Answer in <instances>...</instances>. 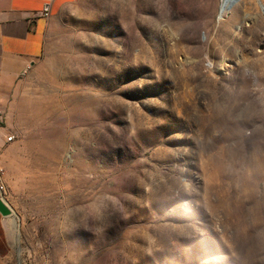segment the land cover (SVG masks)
<instances>
[{
    "label": "rangeland",
    "instance_id": "obj_1",
    "mask_svg": "<svg viewBox=\"0 0 264 264\" xmlns=\"http://www.w3.org/2000/svg\"><path fill=\"white\" fill-rule=\"evenodd\" d=\"M79 0L0 134L11 264H264V0Z\"/></svg>",
    "mask_w": 264,
    "mask_h": 264
},
{
    "label": "crops",
    "instance_id": "obj_2",
    "mask_svg": "<svg viewBox=\"0 0 264 264\" xmlns=\"http://www.w3.org/2000/svg\"><path fill=\"white\" fill-rule=\"evenodd\" d=\"M79 0H0V112L7 105L18 79L44 53L51 19ZM7 218V217H6ZM0 216V264H11L6 241L7 222ZM8 239L10 237L7 234Z\"/></svg>",
    "mask_w": 264,
    "mask_h": 264
},
{
    "label": "built area",
    "instance_id": "obj_3",
    "mask_svg": "<svg viewBox=\"0 0 264 264\" xmlns=\"http://www.w3.org/2000/svg\"><path fill=\"white\" fill-rule=\"evenodd\" d=\"M3 121V114L0 112V123ZM15 141V136L10 133H2L0 134V165H1V154L4 149L9 144H12ZM4 186L2 181L0 180V192H3Z\"/></svg>",
    "mask_w": 264,
    "mask_h": 264
},
{
    "label": "bare ground",
    "instance_id": "obj_4",
    "mask_svg": "<svg viewBox=\"0 0 264 264\" xmlns=\"http://www.w3.org/2000/svg\"><path fill=\"white\" fill-rule=\"evenodd\" d=\"M241 0H220L219 18L223 19L240 3Z\"/></svg>",
    "mask_w": 264,
    "mask_h": 264
},
{
    "label": "water",
    "instance_id": "obj_5",
    "mask_svg": "<svg viewBox=\"0 0 264 264\" xmlns=\"http://www.w3.org/2000/svg\"><path fill=\"white\" fill-rule=\"evenodd\" d=\"M0 216L4 218L11 216L10 209L3 203L1 199H0Z\"/></svg>",
    "mask_w": 264,
    "mask_h": 264
}]
</instances>
